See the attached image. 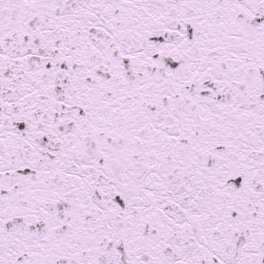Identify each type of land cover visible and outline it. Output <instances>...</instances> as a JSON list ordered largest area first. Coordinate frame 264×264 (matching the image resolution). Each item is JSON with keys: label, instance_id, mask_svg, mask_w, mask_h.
<instances>
[{"label": "snow or ice", "instance_id": "1", "mask_svg": "<svg viewBox=\"0 0 264 264\" xmlns=\"http://www.w3.org/2000/svg\"><path fill=\"white\" fill-rule=\"evenodd\" d=\"M0 264H264V0H0Z\"/></svg>", "mask_w": 264, "mask_h": 264}]
</instances>
